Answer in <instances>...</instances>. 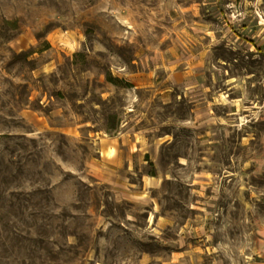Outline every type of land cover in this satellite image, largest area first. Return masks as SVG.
I'll use <instances>...</instances> for the list:
<instances>
[{
    "label": "rangeland",
    "instance_id": "1",
    "mask_svg": "<svg viewBox=\"0 0 264 264\" xmlns=\"http://www.w3.org/2000/svg\"><path fill=\"white\" fill-rule=\"evenodd\" d=\"M0 264H264V0H0Z\"/></svg>",
    "mask_w": 264,
    "mask_h": 264
}]
</instances>
